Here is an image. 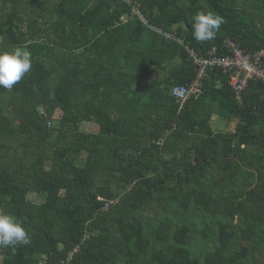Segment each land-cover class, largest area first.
I'll return each instance as SVG.
<instances>
[{"label": "trees", "instance_id": "trees-1", "mask_svg": "<svg viewBox=\"0 0 264 264\" xmlns=\"http://www.w3.org/2000/svg\"><path fill=\"white\" fill-rule=\"evenodd\" d=\"M209 12L224 23L201 43ZM224 39L264 49V0H0V51L32 61L0 87V214L31 240L0 264H264V84L236 100L208 68L172 94L197 76L184 47Z\"/></svg>", "mask_w": 264, "mask_h": 264}, {"label": "built area", "instance_id": "built-area-1", "mask_svg": "<svg viewBox=\"0 0 264 264\" xmlns=\"http://www.w3.org/2000/svg\"><path fill=\"white\" fill-rule=\"evenodd\" d=\"M134 11L137 13L135 9ZM165 36L175 37L174 33H165ZM176 40L181 42V39L176 38ZM184 48L197 66V76L188 87L173 88L172 94L180 102L187 100L191 94L199 92L200 78L208 68H219L225 74L227 84L236 100H240L248 82L260 81L264 84V49L246 50L230 39L222 41L221 48L224 51L222 55L216 48H211L206 56H198L188 46ZM70 255L71 253L68 254Z\"/></svg>", "mask_w": 264, "mask_h": 264}, {"label": "clouds", "instance_id": "clouds-1", "mask_svg": "<svg viewBox=\"0 0 264 264\" xmlns=\"http://www.w3.org/2000/svg\"><path fill=\"white\" fill-rule=\"evenodd\" d=\"M224 23L222 17L211 12L197 13L192 18L193 37L201 43L216 38ZM31 53L24 47L0 51V87L12 90L31 69ZM31 240L22 222L10 214H0V247L29 245Z\"/></svg>", "mask_w": 264, "mask_h": 264}, {"label": "rangeland", "instance_id": "rangeland-1", "mask_svg": "<svg viewBox=\"0 0 264 264\" xmlns=\"http://www.w3.org/2000/svg\"><path fill=\"white\" fill-rule=\"evenodd\" d=\"M154 76H157L156 73L154 74ZM14 116H10V118H12ZM13 119V118H12ZM16 119L13 120V123H16ZM212 126L214 128V130L216 131H222V132H226V131H231L234 126H235V122L233 121H228L226 122L225 119L217 117L215 115L212 116ZM13 124V125H14ZM79 129L82 131H92L93 130V126L90 123H82L81 125H79ZM28 198L33 201L34 203H40L43 200V196L40 194H29ZM151 213V212H149Z\"/></svg>", "mask_w": 264, "mask_h": 264}]
</instances>
